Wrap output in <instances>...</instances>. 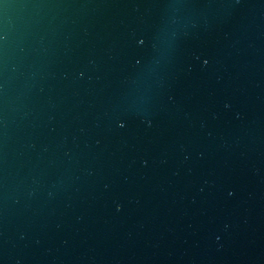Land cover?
Masks as SVG:
<instances>
[{"label": "water", "instance_id": "95a60500", "mask_svg": "<svg viewBox=\"0 0 264 264\" xmlns=\"http://www.w3.org/2000/svg\"><path fill=\"white\" fill-rule=\"evenodd\" d=\"M0 264H264V0H0Z\"/></svg>", "mask_w": 264, "mask_h": 264}]
</instances>
